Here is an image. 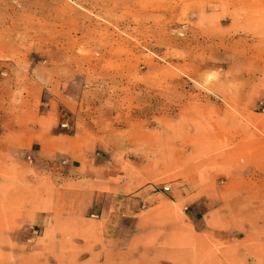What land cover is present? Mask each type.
Instances as JSON below:
<instances>
[{"label": "rangeland", "instance_id": "obj_1", "mask_svg": "<svg viewBox=\"0 0 264 264\" xmlns=\"http://www.w3.org/2000/svg\"><path fill=\"white\" fill-rule=\"evenodd\" d=\"M0 264H264V0H0Z\"/></svg>", "mask_w": 264, "mask_h": 264}, {"label": "crops", "instance_id": "obj_2", "mask_svg": "<svg viewBox=\"0 0 264 264\" xmlns=\"http://www.w3.org/2000/svg\"><path fill=\"white\" fill-rule=\"evenodd\" d=\"M55 154V152H52L50 155H54ZM57 154H55V156H56ZM50 157V156H49ZM65 162L63 161V163L62 164H64Z\"/></svg>", "mask_w": 264, "mask_h": 264}, {"label": "bare ground", "instance_id": "obj_3", "mask_svg": "<svg viewBox=\"0 0 264 264\" xmlns=\"http://www.w3.org/2000/svg\"><path fill=\"white\" fill-rule=\"evenodd\" d=\"M56 150V149H55Z\"/></svg>", "mask_w": 264, "mask_h": 264}]
</instances>
